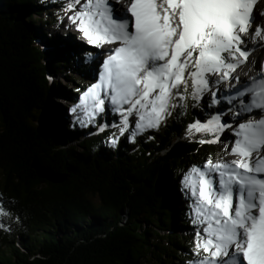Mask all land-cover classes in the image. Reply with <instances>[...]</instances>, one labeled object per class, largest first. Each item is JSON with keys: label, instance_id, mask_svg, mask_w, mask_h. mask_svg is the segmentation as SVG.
Instances as JSON below:
<instances>
[{"label": "trees", "instance_id": "16d2710c", "mask_svg": "<svg viewBox=\"0 0 264 264\" xmlns=\"http://www.w3.org/2000/svg\"><path fill=\"white\" fill-rule=\"evenodd\" d=\"M62 2L0 0V206L10 212L0 217L10 228L0 229V264H189L195 235L174 230L173 218L179 230L192 223L182 176L212 149L199 143L210 135L187 130L201 101H178L183 107L151 138L137 135L134 142L123 135L111 143L114 135L118 141L112 125L120 117L107 110L97 117L103 136H95L94 121L71 110L61 126L51 98L45 104L47 93L71 102L80 85L63 89L49 81L71 71L73 58L65 54L67 41L43 31L40 16ZM33 162L63 180L39 179ZM172 201L179 204L175 214Z\"/></svg>", "mask_w": 264, "mask_h": 264}, {"label": "snow or ice", "instance_id": "6c2138e0", "mask_svg": "<svg viewBox=\"0 0 264 264\" xmlns=\"http://www.w3.org/2000/svg\"><path fill=\"white\" fill-rule=\"evenodd\" d=\"M125 3L117 8L111 0H70L65 9L86 44L109 46L97 82L79 96L77 108L89 122L106 110L117 114L112 127L134 142L183 107L178 101L208 94V106L217 104L219 90L213 88L228 83L226 102L239 105L229 152L234 158L209 157L182 176L196 226V259L190 264H264V76L248 84L233 75L248 61L246 44L264 41V12L258 7L264 0ZM216 111L206 122L188 125L190 134L212 137L201 144L219 142L230 127L221 118L223 107ZM117 142L114 135L111 143ZM8 215L0 206V217ZM0 229L10 230L2 222Z\"/></svg>", "mask_w": 264, "mask_h": 264}, {"label": "rangeland", "instance_id": "374dc122", "mask_svg": "<svg viewBox=\"0 0 264 264\" xmlns=\"http://www.w3.org/2000/svg\"><path fill=\"white\" fill-rule=\"evenodd\" d=\"M122 1L123 0H119V2H121V3H122ZM69 2H70V0H66L63 3V5H61L60 7L55 8V9H51L49 11V13H45V14L40 16V17H44L46 19V21H47V23H44V25L42 24L43 31H45L49 36L52 35L53 36L52 38L54 39V42L57 39V41H59L61 43L62 42L64 43L66 40L71 39V41H74L75 43L78 44L76 48L74 47L75 48L74 50L70 49L69 51H65L66 55L70 54V56L73 58L72 59L73 62L71 63L73 65V68L71 69V71H70L69 68H64L65 70L67 69L66 73H65L66 75L64 73H58V74L54 75L53 80L56 81V82H59V84L62 86L63 89H68L69 87L71 88V87H74V86L78 85L79 83H83L84 82V81L82 82V78L79 77L81 75H79L78 72H76V71H77V68L80 67V65H85V68L88 66L87 64H89V66H90L91 60L93 59V56L95 54L94 52H97L98 56H100L99 60H102V57L104 56L103 55L104 52L101 51L103 48H94L93 46L86 44V42L81 38V33L80 32L78 33L77 28H76L75 25H70V24H66L65 25V24H63V21H62L63 17H70L72 15L71 12H68V11L65 10L67 5L69 4ZM111 2H112L113 5H115V7H117V8L119 7L118 3L115 0H112ZM260 10L262 11V8H260ZM37 18H38L37 15H33L32 16V20L33 19H37ZM54 19L56 20V24H54V26H52V25L50 26L49 23H53ZM70 21L72 22L71 19H70ZM250 43H252L251 40L247 44L251 45ZM52 49H54V48L52 47ZM62 52H63L62 54H64L63 50H62ZM49 58H54L53 53H51V55H49ZM94 77H96V76H94ZM85 78H86V81L88 82V83L86 82L87 83L86 87L84 88V85H81V87L78 90L77 99L76 100H72L71 102L67 101L66 98H63V95L61 96V94H55L56 97H57L56 98L54 96V94L51 97V95L49 93H47L45 104H48L49 101H50V98H51L50 103L53 102L56 105L55 108H57L58 110L61 111V113L59 115V119H54V120H59V122H60L59 124L61 126H63L64 121H66L65 116H66L68 110H72L73 107L77 108V105L79 104V96L88 87H90L93 83H96V79L93 80L92 82H89L88 77H85ZM223 84H224V86L227 85L226 83H223ZM223 84L217 85L216 88H213V91H216L218 89V86H220V87H222V89L223 88L225 89V92H222V93H226L227 92L226 89H228V85L226 87H224ZM217 98H218V96H217ZM225 100L227 101V97L225 98ZM200 101H201V105H202L201 107L203 108V110L202 111H200V110L197 111V110L194 109L193 113L196 114L197 119L200 120L202 123L206 122L208 119H211L212 116L220 114V113H218L216 111L215 107L217 105H215L214 107H213V105L208 106L210 104V99H209L208 94H205V96L202 99H200ZM218 108H220V107H218ZM223 110L224 111H223V114H222L221 118H222V120H225V119L228 120L227 116H226V112L227 111L225 110L224 107H223ZM46 114L48 115L47 108H46ZM71 114L75 118H78V117H81V116H85L82 113L80 108H77L76 112H72L71 111ZM206 114L209 115L208 119L205 116ZM99 115H97L95 117V119L93 120L95 122V126H96V129H97V131H95L94 134L97 137L103 136L104 135V131H106V129L104 127L103 120L100 121V123L97 122L98 121L97 117ZM45 117L47 118L46 115H45ZM230 118L232 120L233 117H230ZM131 119L134 121L135 117H132ZM203 119H205V120H203ZM119 120L120 119H118V121L116 123H118ZM162 124H164V122ZM162 124L157 129L161 128ZM226 129L227 130H225V132L226 131L227 132L230 131V127L226 128ZM155 132H156V129L148 130V131H145L142 135H138V136H139V138H142L143 140H145V139L148 138L149 135L152 136L153 134H155ZM233 132L234 131H230L229 135L233 134ZM223 133L220 136H222ZM71 135H73V134L71 133ZM127 135H128V133L126 135H124V136H127ZM117 137H118V142H117V144H118L120 139L123 137V135H120L118 133ZM126 140L128 141V139H126ZM68 146L74 147V149H76V150L80 149L78 144L75 143V142H71L70 144H68ZM211 147H212V149L210 150V152L206 153L203 158H200V159H197V160L195 159V161L190 165V167L192 165H194V164L195 165L204 164L206 159L209 158V157H211L214 161L217 158H222V159H225V160H231V159L234 158L233 156L229 155V152H230V150H228L229 149V145H226L225 143H223L221 141H219L217 143H212ZM190 167L188 169H190ZM186 201H187L186 202L187 203L186 206L189 208L188 212L192 216L193 215V213H192V200L188 197L186 199ZM170 205L174 209V214L177 213V207H178L177 205H179L178 202L177 201H172ZM178 219H179L178 216L175 214V218H173V222H175L176 224H178L180 226V224H182V223H180V221ZM176 224H174L175 226L173 225V228H174V230H177L179 233H183V234L184 233L185 234L192 233L193 235H195L196 226L193 225L192 223L189 224L188 222H183V224H184L183 226H185L187 229L185 228V229H181V230L177 229ZM140 264H143V262L141 261ZM189 264H190V262H189Z\"/></svg>", "mask_w": 264, "mask_h": 264}, {"label": "bare ground", "instance_id": "6f19581e", "mask_svg": "<svg viewBox=\"0 0 264 264\" xmlns=\"http://www.w3.org/2000/svg\"><path fill=\"white\" fill-rule=\"evenodd\" d=\"M66 0H64V2H65ZM112 1V0H111ZM64 2H62V5H63V3ZM114 7H115V5H113ZM258 7L259 8H261V7H264V4H260V5H258ZM119 8V7H118ZM63 24H70V25H75V24H73V22H71L70 21V19H69V17H63ZM76 26V25H75ZM78 33H79V31H78ZM67 41V43H68V47L69 48H71V50H74L76 47H77V43H75L74 41H71V39H68V40H66ZM75 47V48H74ZM107 47H109V46H105V48H103L101 51L102 52H107L106 51V48ZM246 47L248 48V51H249V54H250V52L251 51H253V50H255V49H261L260 51L261 52H263L264 51V41H255L252 45H249V44H246ZM95 54H94V56H93V59L91 60V63H90V66H89V64H87L88 66L85 68V65H80V70L81 69H84V71L83 72H81L80 70H77L76 72H78V74L79 75H83V74H86L85 73V71L88 69V67H90V68H92L93 70H94V74H93V76H91V79L89 80V82H92L93 80H95L96 79V77L98 78V72H99V70H100V68H101V61L104 59V56L102 57V60H99V57L100 56H98V53L97 52H94ZM99 60V61H98ZM80 72V73H79ZM94 76H96V77H94ZM84 77H86V75H84ZM241 77V76H240ZM242 79H244V76L243 77H241ZM86 79V78H85ZM91 84V83H90ZM232 84H233V86L234 87H239L240 85H238L237 83H233L232 82ZM223 86H224V84H223ZM219 90V91H218ZM227 90V92L226 93H230V90H229V87H228V89H226ZM216 91H218V103L217 104H215V105H217L215 108L216 109H218V107H224L225 108V110L227 111L226 112V116H227V121H228V123H229V125H230V131H234V129H236V128H238V125L236 124V123H234L233 121H234V119L236 118V111L238 110V108H239V105H238V103H234V104H227L226 103V100H225V98L227 97V95H226V93H222V92H225V89L223 88L222 89V87H220V86H218V89L216 90ZM215 105H213V107L215 106ZM50 107H53V108H55L56 107V105L52 102V104H51V106ZM211 109V108H210ZM209 109V110H210ZM51 110H53V109H50L49 111H47V112H49V114H48V116H49V118H51ZM55 110H56V113L58 114V116L57 117H59V115H60V113H61V111L60 110H58L57 108H55ZM245 115H249V116H251L252 114H245ZM53 116V115H52ZM206 116V118L208 119V117H209V115L208 114H206L205 115ZM230 117H233L232 118V120H231V118ZM48 120V119H47ZM240 122H245L244 120H241ZM227 130V129H226ZM230 131H224V133H223V135L222 136H220L219 137V141H221V142H223V143H225L226 145H229V149L228 150H230L231 149V147L232 146H234V140L236 139V137L234 136V132H233V134H231V135H229V132ZM225 137H228V139L227 140H225Z\"/></svg>", "mask_w": 264, "mask_h": 264}, {"label": "water", "instance_id": "95a60500", "mask_svg": "<svg viewBox=\"0 0 264 264\" xmlns=\"http://www.w3.org/2000/svg\"><path fill=\"white\" fill-rule=\"evenodd\" d=\"M31 166L32 168L35 169L36 171L35 173L39 179H44V180L52 182L53 184H58L64 178L63 175L53 173V171H50L47 168L40 167L36 162H33Z\"/></svg>", "mask_w": 264, "mask_h": 264}]
</instances>
